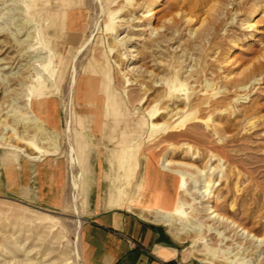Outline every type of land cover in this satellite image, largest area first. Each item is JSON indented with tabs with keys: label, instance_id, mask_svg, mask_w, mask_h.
<instances>
[{
	"label": "rangeland",
	"instance_id": "1",
	"mask_svg": "<svg viewBox=\"0 0 264 264\" xmlns=\"http://www.w3.org/2000/svg\"><path fill=\"white\" fill-rule=\"evenodd\" d=\"M155 1L0 0V135L24 150L0 144V264H86L101 211L160 228L166 264H264L213 221L264 239V0ZM116 186L133 210L112 206Z\"/></svg>",
	"mask_w": 264,
	"mask_h": 264
},
{
	"label": "crops",
	"instance_id": "2",
	"mask_svg": "<svg viewBox=\"0 0 264 264\" xmlns=\"http://www.w3.org/2000/svg\"><path fill=\"white\" fill-rule=\"evenodd\" d=\"M107 116L106 118H119L113 115L110 110ZM123 142L126 141L122 140L118 144ZM122 146H127V144ZM132 150L129 148L124 149L120 155L123 162L127 163L131 160L134 154ZM76 162L75 160L76 165L74 166H78ZM71 165H73L72 160ZM116 165L112 164L111 167V171H116L113 178L122 181L126 177L129 168L121 169ZM121 170H124L125 175L117 173ZM173 187L176 188V184ZM122 189V186L111 188L109 197L110 201L114 202L112 206L122 207L127 205L129 209L133 210L135 204L131 200L123 199ZM173 196L175 195L168 192L167 196L165 195L160 201L162 206L159 203L160 205L158 204L157 208L152 210L154 212L152 223L155 222V225L156 223H158L157 225L161 224L156 217L172 208L174 205ZM161 232L160 228L129 212H98L85 221L82 231L86 264H166L175 258L174 256L166 258L167 255H176V250L168 247V243L162 238Z\"/></svg>",
	"mask_w": 264,
	"mask_h": 264
},
{
	"label": "bare ground",
	"instance_id": "3",
	"mask_svg": "<svg viewBox=\"0 0 264 264\" xmlns=\"http://www.w3.org/2000/svg\"><path fill=\"white\" fill-rule=\"evenodd\" d=\"M89 2H92V5H93V7L94 8H96V7H99V8H101V5L103 4V0H88ZM159 0H156L155 1V3L152 5V8H154V5L158 2ZM33 2H35V3H38V2H43V0H33ZM35 3H33V4H35ZM84 4H86V3H84ZM84 7H85V5H84ZM92 7V8H93ZM151 8V9H152ZM102 9V8H101ZM100 9V10H101ZM151 9H150V11H151ZM153 10V9H152ZM148 13V12H147ZM103 15V14H102ZM151 15V14H150ZM54 28H55V23H52L51 24V26L50 27H47L46 28V34H47V37H48V44H49V52H50V57H52V54H53V51H54V49H55V46H53V44H54V40H53V38L55 37V30H54ZM155 30H157L158 31V29H155ZM0 33H1V31H0ZM3 34V33H2ZM29 38H30V35H29ZM89 46V45H88ZM86 48H87V46L85 45V46H82L81 48H79V51H78V55H81V54H84V53H86ZM131 52H135L134 50L133 51H131ZM49 57V58H50ZM48 58V57H47ZM44 60V59H43ZM0 62H2V60H0ZM47 62V64H48V60H46L45 61V63ZM3 64H6V63H1V65H3ZM46 64V65H47ZM11 68H9V69H4V70H10ZM47 69L45 68V71H46ZM41 74V73H40ZM75 74H76V70H74V72H73V74H72V76H71V79H70V84H69V95H68V102H67V104H71V92H72V88H73V85H74V82H75ZM42 76H45V77H43V79L47 82H49V84H48V86L49 87H51V89H53L54 88V86H55V84L52 82V80H50V78L52 77H49L46 73H42L41 74ZM39 77H41V76H39ZM33 100V99H32ZM67 101V100H66ZM41 103L40 104H42L43 105V107L45 108V104L44 103H46V99L45 98H42V100L40 101ZM2 106V105H1ZM41 106V105H40ZM68 106V105H67ZM18 117V116H17ZM1 136V139H0V144L1 145H3V146H5V147H10V148H13V149H15V150H17L18 152H23L24 150H22V149H18L17 147H14L13 145H12V141H11V139H10V137H8L7 139H4V136H3V134H1L0 135ZM28 156V155H27ZM30 159H32V160H36L37 159V157H29ZM164 163V166L165 167H171L172 166V163H171V161H169L168 159H165L164 161H163ZM198 172L202 175L203 174V171H201V170H198ZM181 175H182V177H184V174H182L181 173ZM184 181H185V179L183 178V184H184ZM204 182H206V181H204ZM209 184H210V182H209ZM208 184H206L204 187H207L208 189H207V191H205L204 193H202V196L204 197V198H206V197H210V194L211 193H207L208 191H209V187L207 186ZM211 190V189H210ZM209 199V198H208ZM210 209L209 208H207V211H209ZM216 213V211H214V212H212V213H210V214H208L209 215V219H207V220H211V215H214ZM157 221L158 222H162L161 220L163 219V217L162 216H160V215H158L157 217ZM164 220V219H163ZM213 221H214V225H217V224H219L218 225V228H220V226L222 225V227H223V229H225L224 230V232L225 233H232L233 234V236H232V240L234 239V240H243V242H244V240L247 242V241H249L250 242V244H251V246L254 248V249H257V250H259V251H261L262 250V248L264 247V239H256V237L254 236V235H252L250 232H248L246 229H244V228H242L240 225H237V223H235L234 221H232V220H230L229 218H226V217H224V216H222V215H219V214H216L215 216H213ZM216 229V228H215ZM250 246V245H249ZM79 258H80V261H81V264L83 263L82 262V259H81V256L79 255Z\"/></svg>",
	"mask_w": 264,
	"mask_h": 264
}]
</instances>
